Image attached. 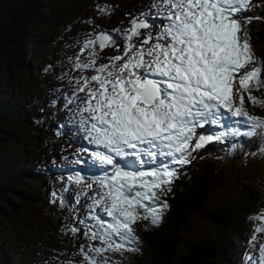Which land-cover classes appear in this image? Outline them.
<instances>
[{
  "label": "snow or ice",
  "instance_id": "snow-or-ice-1",
  "mask_svg": "<svg viewBox=\"0 0 264 264\" xmlns=\"http://www.w3.org/2000/svg\"><path fill=\"white\" fill-rule=\"evenodd\" d=\"M253 6V0H153L155 15L141 13L129 21L121 33L122 54L108 57L109 63L97 66V47L103 52L117 46L103 31L80 46L81 54L88 52L86 61L69 58L78 71L96 73L76 80L77 92L85 93L80 125L96 150L89 153L91 162H75L98 167L102 174L68 176L69 183L84 185L81 195L93 185L98 189L89 205L88 219L94 223L85 235L100 246L80 249L87 264H108L109 252L139 250L134 226L140 220L159 226L169 207L161 197L194 152L227 135L259 137L264 145V118L244 107L247 94L253 107L264 108V99L252 94L264 88V61L255 56L247 30L264 17L244 15ZM97 10L102 15L112 11L108 5ZM157 22L159 31L153 34ZM231 118L243 129L197 131L224 127L222 121ZM97 207L110 221L95 213ZM253 219L260 222L255 232L264 233V213ZM69 231L75 235L79 229ZM259 251L256 264H264V246Z\"/></svg>",
  "mask_w": 264,
  "mask_h": 264
},
{
  "label": "rangeland",
  "instance_id": "rangeland-1",
  "mask_svg": "<svg viewBox=\"0 0 264 264\" xmlns=\"http://www.w3.org/2000/svg\"><path fill=\"white\" fill-rule=\"evenodd\" d=\"M17 1L20 2L21 0H1L0 4L6 7V4H15L14 2ZM152 3L153 0H45L43 5L47 16L43 19L44 25L38 29L35 37L27 44L22 56L24 59L23 65L26 68L21 69L16 66L8 68L6 70L8 79L5 81L2 74H0V83L5 93L13 97L19 104L35 111L37 108L43 107L44 103L55 99L51 95L52 90L59 92L63 97L71 98L73 102L68 103V110L60 118H57L56 126L64 121L68 124L76 123L77 120H73V118L81 115L79 109L83 106L82 102L85 99V93L77 92L79 86L76 84V80L96 73L93 70L78 71L69 58L79 57L82 62L86 61L88 52L84 51L81 54L80 46L89 36L94 37L97 31L100 30L116 32L121 37L123 45L125 41L121 33L130 26L129 21L132 18L139 16L141 13H149V16L155 15L156 9L151 7ZM98 5L110 6L112 9L110 15H102L97 10ZM0 21H6L1 10ZM89 21L91 23H88ZM158 24H153L151 29L153 34L159 31ZM252 31V28H248L253 51L256 53L257 48ZM122 45L120 48L116 46L107 48L103 52H100L97 47L96 50L99 53L97 66L109 63L108 57L110 56L122 54ZM253 95L255 96V94ZM259 98L264 99V88H262ZM244 107L250 115L257 117L264 115V108L253 107L247 99V94L244 98ZM45 111L48 114L51 113L48 107ZM234 121L225 119L222 121L224 127L206 125L207 132L204 129H198L197 131L203 134L231 131L232 128L237 126ZM72 129L75 134L71 138V143L64 144L60 140L49 138L46 134L35 133L30 128H15L13 136L9 134L0 135V152L11 159H20L27 168L38 166L72 168L73 165L77 164L85 172L81 175L88 177L102 174L98 167L90 168L85 163L75 162L77 160L91 162L92 157L89 153L95 151L96 148L89 142L87 132L81 127L80 123ZM74 137L85 140L82 149L75 145L78 141ZM234 137L239 138L240 136L227 135L224 139L214 140L198 152L193 153L194 157L216 151L214 161L222 167L221 176L216 180L208 198L206 197L205 206L207 209H215L214 206L219 198H228L229 188L238 186L239 182L244 183L246 176L250 177L247 184L257 187L262 194V200L264 199V183L260 182V179H264V153H246L243 151L228 153L225 146ZM41 139H43L44 144L38 149ZM163 162L166 163L167 161ZM191 162L196 164L194 158L191 159ZM157 163H161V161L158 160ZM151 167H155V165L146 166V168ZM171 167L176 166L171 165ZM195 170L194 167L190 172ZM26 185L31 195L37 196L45 193L48 207L52 210L54 216L63 215L68 219V222H59L53 230H48L46 225L41 223L29 227V221L33 219L41 221L43 214L39 209H33L12 198L11 201L15 204V209L6 208L5 216L0 217V264H8V262L13 264L14 261L20 264H59L60 256L56 243L63 242L62 237L66 232L71 237L72 233L69 229L73 227L78 229L79 223L85 229L84 241L86 246L89 247L93 243L97 247L100 246L98 241H90L85 235L88 226L94 223L88 217L92 214V210L89 208V205L92 204L91 198L95 195V191H98L95 185H93L94 190L88 191L87 195L80 194L86 190L84 185L71 184L68 178L59 176L53 179L30 176L26 180ZM69 186L73 187L72 197L74 198L66 197L68 192L65 193V191ZM53 193H55V196ZM161 200L164 199L161 198ZM95 213L105 221H110V218L103 213L102 208L97 207ZM260 214L261 212H258L256 217ZM164 218L165 213L159 226H161ZM254 225L258 227L260 222L254 219ZM217 233L218 230L209 224L206 216L203 213H198L192 218L189 229L184 231V236L196 239L209 234L216 235ZM256 234L257 241L255 244L247 246L249 256L253 262L247 261L246 264H256L260 259L259 249L264 246V233ZM231 237L228 234L222 239L220 249H228L227 245ZM18 238L29 242L27 244L18 242ZM232 242L238 244L239 240L235 238ZM138 248H143V244L139 242ZM3 250L5 252H2ZM131 253V251H128L121 255L109 252L107 253L108 264L116 262L118 264H130V257L134 252ZM5 255L9 260L7 262ZM92 255L95 254L92 253ZM96 258L101 261L104 259L102 257Z\"/></svg>",
  "mask_w": 264,
  "mask_h": 264
},
{
  "label": "trees",
  "instance_id": "trees-1",
  "mask_svg": "<svg viewBox=\"0 0 264 264\" xmlns=\"http://www.w3.org/2000/svg\"><path fill=\"white\" fill-rule=\"evenodd\" d=\"M44 1L21 0L14 2L15 4H6V7L0 4L1 13L6 20L0 21V74L4 81L8 79V68H26L22 56L27 44L44 25L43 19L47 16ZM259 17H264V5L260 8ZM252 29L257 53L260 60L264 61V19L255 22ZM19 58L21 59L18 61ZM43 116H46L44 108L33 111L24 107L6 94L0 83V135L13 136L15 128H30L35 133L56 138L50 119ZM261 143L259 137L249 138L244 152L257 151ZM43 144L41 139L38 149ZM195 161L196 164H190L180 175L177 189L167 198L169 209L165 212L161 226H153L147 220L139 221L136 234L143 248L131 253V264H239L236 252H241L242 247L230 242L228 249H220V244L228 234L232 236L230 240L243 237L248 228L247 214L263 206L262 194L257 187L247 184L250 177L246 176L244 183L239 182L238 186L229 188L228 198H219L215 209H207L205 201L221 176L222 167L214 161L211 153ZM194 167L196 170L190 172ZM49 172L44 166L27 168L20 159H11L0 152V217L5 216L6 208L15 209V204L11 201L15 198L33 209H39L43 214L41 221H29V227L41 223L48 230H53L59 222H68L63 215L54 216L48 207L45 193L36 196L28 191L27 178L34 176L42 179L49 176ZM260 182L264 183V179H260ZM198 213H203L209 224L218 230L216 235L209 234L196 239L184 236V231L189 229L192 218ZM68 234L64 233L63 242L56 243V246L59 252L62 250L64 254L70 255L72 242L79 235L76 233L69 237ZM19 241L24 244L29 242L18 238ZM6 255L7 262L9 260ZM12 263L20 264L16 261Z\"/></svg>",
  "mask_w": 264,
  "mask_h": 264
}]
</instances>
